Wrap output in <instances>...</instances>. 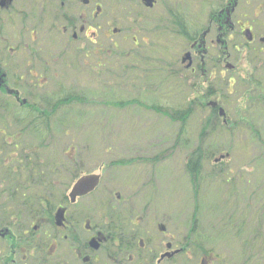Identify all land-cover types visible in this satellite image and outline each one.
<instances>
[{
  "label": "flooded vegetation",
  "instance_id": "flooded-vegetation-1",
  "mask_svg": "<svg viewBox=\"0 0 264 264\" xmlns=\"http://www.w3.org/2000/svg\"><path fill=\"white\" fill-rule=\"evenodd\" d=\"M111 1L0 0V133L7 135L10 128L16 132L20 124L23 132L28 126L30 92L42 87L41 80L52 73L53 67L64 56L70 54L88 64L96 57V63L101 67L114 53L110 42L114 47L118 46L114 36L121 34L124 41H131L134 46L132 51L126 53L123 50L120 55L130 58L133 55L137 60L131 68L123 67V71L139 70L145 84L150 81V93L156 91L152 82L155 73L149 77L145 69H158L159 41L153 40L152 36L157 38L160 30H164L157 26L161 15L165 14L172 20L171 10L161 8L158 12L147 5V0H117L113 7ZM234 3L229 2L219 10V14H212L207 26L202 25L193 32V40L187 42L182 39L180 45L166 40L169 55L165 63L166 75L176 84H186V87H177L178 92H189L190 87L198 95L200 139L201 94L213 91L221 100L220 79L225 77L224 69L227 70V65L232 63L229 45L232 43L234 50L240 48L237 36H242L249 44L244 33L247 27L240 24L238 29L236 25L239 22L228 21L227 11L234 12ZM110 8L116 10L118 17L110 15ZM72 48L74 51H68ZM189 51L190 57L183 60ZM179 55H182L181 59ZM159 56L164 57L162 54ZM233 65L231 71L237 66ZM145 87L141 86L142 93ZM18 146L14 145V157L19 155ZM152 159L150 190L157 185L153 171L157 166V156ZM198 168L192 183L197 182L200 186L201 166ZM139 179L138 176L132 182L129 179L125 183L120 181L122 187L119 189L108 188V197L103 199V205L101 202L94 206L96 210L100 209L98 215L95 209H90L88 196L92 194L78 196L75 201L69 195L61 196L52 214L43 206L38 214L0 215V264H177V258L182 259L189 255L191 249L198 248L194 242H189L188 233L184 235L179 227L174 228L173 221L183 215L185 206L181 205L183 208L179 210L178 201L167 200L168 209L160 216L155 207L149 208L154 199L145 198L137 207V193L126 189L147 183L138 184ZM83 202L89 207H84ZM170 202H174L175 210L169 208L172 206ZM61 209L65 210L63 220L56 218L57 210ZM196 264L212 263H207L200 254Z\"/></svg>",
  "mask_w": 264,
  "mask_h": 264
},
{
  "label": "rangeland",
  "instance_id": "rangeland-1",
  "mask_svg": "<svg viewBox=\"0 0 264 264\" xmlns=\"http://www.w3.org/2000/svg\"><path fill=\"white\" fill-rule=\"evenodd\" d=\"M116 1L112 0L110 5L113 7ZM240 1L235 12V20L237 22L247 20L253 25L257 35L254 45H258L260 38L264 37V0H254L245 9H242L243 0ZM110 10L112 17H118V14L114 12L116 10L113 11L111 8ZM200 12L201 18H204L209 10L201 6ZM239 26V24L236 25V27ZM147 31L146 34H149ZM122 36L123 34L114 36V41L118 46L114 47L113 42H110V48L114 49V53L110 54L108 61L104 62L105 64L101 67H98L96 57L88 64L85 60H83L84 63L80 62L82 59L76 60L74 56L69 54V56H64L61 62L56 63L52 75L49 74L46 79L41 80L42 87L34 93L31 91L30 96H28L29 100L35 103L57 99L64 96L62 93L79 97V100L63 105L59 109L60 118L53 119L55 122L52 133L46 135L48 147L40 148V155L43 158H48L51 162L59 160L62 165L67 156L77 155L75 165L70 164L73 167V170L71 169L73 172L64 174L63 178L59 180L62 182L61 191L69 194L72 185L80 175L89 172L101 173L98 167L103 166V183L106 182V184H102L93 196H88L91 203L90 209L93 210L95 204L102 202L103 205V199L108 197L107 188L111 187L112 182L115 183L114 187L119 189L122 187L120 181L125 183V180L129 179L132 182V179L139 176L138 184L147 183L136 188L126 189L127 192L137 193L136 206L138 207L145 198V200L154 199L149 208L151 210L152 207H155L159 216L168 209L167 200L178 201L179 210L183 208L181 205L185 206L183 215L177 221H173L174 228L179 227L184 235L188 233L190 243L195 240L203 241L200 235H209L214 239L208 241L209 243L204 242L207 250H215L214 255H210L214 259L213 264H239L245 260H250V264H263L264 253L261 252L260 248L257 249L260 245V239L257 238L255 249L250 248V255H248L245 244L235 238L241 231V225L250 228L249 247L255 238L253 236L254 231H256V235L257 232L261 233L260 237L264 238V114L256 109L250 110L247 104L238 109L240 112L247 110L246 114L249 116V121L259 130V138L254 137L252 131L245 135L237 132L228 135V132L225 131L221 135L222 130L218 129L220 135L205 140L203 149L204 153H207L204 154L207 158L202 162L204 164V177H208L207 175L212 170L209 156L214 162L221 155L230 153L224 160L225 162H221V166L227 169H223L224 172L228 173L224 174L226 179L223 186L215 184L217 180L211 181L208 185L202 183L200 186L192 183L193 175L192 173L191 177L186 175L184 166H186V158L192 157L194 151L199 147L201 148L200 118L197 112L199 108L195 106L198 114L195 113L187 121L182 134L178 136L182 129V121H173L165 114L154 111L151 106L158 104V102L162 104L161 101H163L164 108L170 112L177 108L186 109L189 107L186 105L188 93L185 92L183 96L169 94L168 89L171 88L169 84L162 88L159 87L156 94L152 96L150 94L145 95V92L142 93L141 86H148L149 83L147 82L148 85H146L139 78L140 71H123V67L130 66L135 57L133 55L131 58L120 55L123 50L131 51L134 46L131 41H124ZM121 44L123 46H120ZM249 49L241 47L239 50H234L233 44L230 43L231 62L237 65V68L231 71V74L224 69L225 78L232 76L238 80L239 77L246 76L251 69L253 70L252 64L248 60ZM256 50H260V48ZM68 51H74V49ZM179 57L181 59L182 55ZM262 67L264 70V64ZM261 79L264 85V73ZM124 80L125 83H123ZM144 89L150 92L146 87ZM224 95L226 96L225 93ZM234 95L235 92L230 94V96ZM127 101H131V104H121ZM181 102L184 104L181 105ZM41 106H44V103ZM201 110L203 109L201 108ZM205 115V112L201 111V130L202 121L206 118ZM229 115L230 118H235V115L238 116L239 113L234 114L232 109ZM242 120L246 122L245 119ZM208 121L212 124L217 123L215 119ZM10 130L12 129L10 128ZM25 140L27 145L33 146L39 143L37 140L30 143L28 137ZM259 140H263V142ZM245 150L248 154L245 153ZM153 156H157V166L153 170L157 185H155V189L150 190L149 180L150 172H152L151 167L153 169ZM119 160L124 163L116 162ZM2 176L3 174H0V178ZM232 182L239 190V199L234 200V202L230 201L227 208L223 202L227 199L228 190H234V188L229 187V183ZM214 193H218L220 202H222L220 203L221 210L218 209L219 213L210 215L207 211L209 209L208 204L218 201L217 198L213 197ZM110 197L113 198V195ZM87 199L85 198L86 201ZM170 203L172 206L169 205V208L175 210L174 202ZM82 204L84 207H89L85 202ZM94 211H97L95 212L96 215L100 213V209ZM229 212L233 213V217L235 213L242 212V219L238 216L235 220V226L233 225L232 228L229 226L223 230L224 238L218 241L215 239L217 233L212 231H218L217 229L222 227L223 219L227 217ZM166 223L169 225V221ZM242 233L244 234V232ZM200 253L201 248L191 249L189 255H185L182 259L177 258L175 262L177 264H196L200 258Z\"/></svg>",
  "mask_w": 264,
  "mask_h": 264
},
{
  "label": "trees",
  "instance_id": "trees-1",
  "mask_svg": "<svg viewBox=\"0 0 264 264\" xmlns=\"http://www.w3.org/2000/svg\"><path fill=\"white\" fill-rule=\"evenodd\" d=\"M181 1L184 2L182 3ZM233 1L234 0H161L160 9L168 8V10H171L170 12L172 13V20L166 18L165 14L161 15L157 20V26L164 29L160 30L157 38L153 37L154 40L159 41L157 42L158 54H162L164 56L163 58H161L159 55H157V59L161 61L160 59L165 58V60L163 61H165L166 63L168 62L169 55L166 51L168 47V42H166L167 39L172 40L174 45H180L179 41L182 39L187 40V42L193 40V32L196 31L197 28H200L202 25H204L200 17L201 6L206 7L209 10L208 14H210L211 16L212 14H219V10L222 7H224L229 2L233 3ZM253 1L254 0H243L242 8H248V6L253 3ZM152 45L155 46V42L152 43ZM248 54H250V58H252L259 57L262 53L259 50H254L253 48H251ZM256 61L257 60L253 62L256 63ZM144 64L146 65V61H144ZM161 65L163 66L164 70L162 71V69H158L157 73L155 74L160 80L164 81L166 79L164 74L167 73V65L165 66V64L162 63ZM261 67L262 65L253 66V70L251 69L249 71L251 73L246 74L245 77H239L236 85L232 86L230 84H227V82L222 83L221 91L227 95L225 100L228 104L229 112L233 109L234 114L237 112L239 113L238 116L235 115V118L233 117L230 119V123L228 125H225L221 122L217 111L212 110L211 112L207 110L208 108L204 109L203 112H205L206 118L202 122L201 148H198L194 151V154L192 155V157H190L191 159L186 165L190 172H198V167L201 166V185L202 183L208 185L211 181L217 180L215 181V184L223 186V182L226 179V175L224 174H228L224 172L223 169L226 168L221 166L220 162L211 161V156H209L211 163L210 168L212 170L207 175L208 177H204V164H202V162H204V160L207 158L204 155L207 154L206 152L204 153V143L205 140L220 135L218 133V129L222 130L221 135H223L225 131L228 132V135L233 134L235 131L240 134L244 133V135L247 132L252 131L254 137L259 138V130H257V127L249 121V116L246 114L247 110H242L244 112H240V110L238 109H241L244 104H247L250 110L256 109L260 111L261 114H264V85L261 79L263 70L262 73L258 76V69H262ZM145 72V74L148 75L154 74L151 73L150 69H146ZM163 84L165 83L160 82V85ZM175 86L181 88L183 84L178 83L175 84ZM232 92H235L234 96L237 97H231L230 94ZM62 94L64 96L57 99L55 98L53 100H43L39 103L31 102L28 110L29 124L27 127H25L23 132L22 126L20 124L16 132H11L12 130L9 129L10 131H8L6 129L8 131L7 135L0 133V174H3V176L0 178V215H27L34 212L35 214H38L43 206L44 208H47L50 214H52L56 208L57 200L60 198V196H64L65 192H62V189L60 188L62 182H60L59 180L63 178L64 174L73 172V167H71L70 164L75 165V160L67 156L65 162L62 165L59 160L51 162L48 158L45 159L40 155V148L43 147L44 149L48 147L46 135H50L52 133L54 126L53 123L55 122L53 121V119L60 118V116L58 115L59 109L63 105H67L69 103H72L73 101L79 100V97L76 95H69V93ZM144 94L147 95L150 94V92L145 91ZM150 95L152 96L153 94ZM213 95H215V93H213L212 91L201 96L202 109L204 107H207V100L209 97H213ZM194 96L195 95L192 92H189L187 98V101H189L187 106L189 107H187L186 109L177 108L172 109V111L170 112L164 108L163 101H161L162 104L158 102V104L152 105L151 108L154 111L165 114L173 121L181 120L182 124L186 126L187 121L196 113L195 106L197 104V100L195 98L191 99ZM230 98L232 100H227ZM239 100L240 102H238ZM43 103L44 106H41V104ZM126 103L131 104V101L123 102L121 104L125 105ZM197 114L198 113H196V115ZM210 119H215L217 123H210L208 121ZM242 119H245L246 122H244ZM183 125L182 128L184 127ZM25 131L26 133L23 136V133ZM25 136L28 137L30 143L33 140H37L39 143L34 144L33 146L27 145V141L24 139ZM23 140L25 141L23 142ZM41 140L42 142H40ZM11 141L16 144L11 145ZM259 141L263 142V140ZM17 144L19 145L18 162H16V160H13V157L11 155L12 146H17ZM200 153L201 163L199 165ZM245 153L248 154L247 151ZM229 187L231 189L234 188V190H228L229 192H227V199L225 202H223V204H225L224 206L227 208L229 207L230 201L234 202V200L239 199V190L234 186L233 182L229 183ZM213 197L217 198L218 201H213L211 204H208L209 209L207 211L210 215L216 214L217 212L219 213L218 209L221 210L220 203L222 202H220L221 200L218 197V193H214ZM43 200L46 201L45 204L42 203ZM236 214H240V212L235 213V215ZM226 216L227 217H224L222 222L223 228L221 227L217 229L218 231H212L217 233L215 239H218V241L224 238L223 230L229 228V226L232 228L233 225L235 226L236 224L233 213L229 212ZM260 235L261 233L257 232L256 235V231H254L253 236H255V238L252 241L251 249H255L256 240L258 238L260 239V245L257 247V249L260 248L261 252L264 253V238H261ZM201 239L203 240L201 241V253H203V251H206L204 242H210L214 239H212L209 235H201ZM252 258L254 257L252 256Z\"/></svg>",
  "mask_w": 264,
  "mask_h": 264
},
{
  "label": "water",
  "instance_id": "water-1",
  "mask_svg": "<svg viewBox=\"0 0 264 264\" xmlns=\"http://www.w3.org/2000/svg\"><path fill=\"white\" fill-rule=\"evenodd\" d=\"M99 179H100V176L97 174H91V175L83 176L82 178H80L73 187V190L71 193L72 198L75 199L77 195H84V194H87L93 191L99 184ZM63 213L64 211L60 210L58 212V218H62Z\"/></svg>",
  "mask_w": 264,
  "mask_h": 264
}]
</instances>
